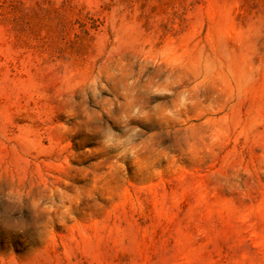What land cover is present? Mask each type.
Here are the masks:
<instances>
[{"label": "rangeland", "instance_id": "rangeland-1", "mask_svg": "<svg viewBox=\"0 0 264 264\" xmlns=\"http://www.w3.org/2000/svg\"><path fill=\"white\" fill-rule=\"evenodd\" d=\"M0 264H264V0H0Z\"/></svg>", "mask_w": 264, "mask_h": 264}]
</instances>
